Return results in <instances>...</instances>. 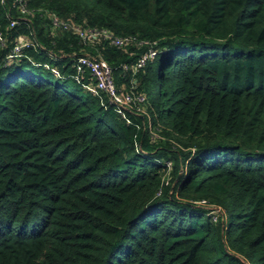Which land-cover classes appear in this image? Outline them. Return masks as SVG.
<instances>
[{"label": "trees", "instance_id": "1", "mask_svg": "<svg viewBox=\"0 0 264 264\" xmlns=\"http://www.w3.org/2000/svg\"><path fill=\"white\" fill-rule=\"evenodd\" d=\"M25 1L11 29L0 8L44 47L0 48V264H264V0ZM46 9L156 55L132 75L147 45L54 34ZM82 53L143 94L129 123L67 77Z\"/></svg>", "mask_w": 264, "mask_h": 264}, {"label": "built area", "instance_id": "2", "mask_svg": "<svg viewBox=\"0 0 264 264\" xmlns=\"http://www.w3.org/2000/svg\"><path fill=\"white\" fill-rule=\"evenodd\" d=\"M0 8L5 11L6 17L9 19V24L6 29H11L20 23H30V17L34 12L27 8L25 0H0ZM49 21V26L52 32H68L75 35L79 40L86 45H93L101 40L119 48L125 49L130 44L147 45L148 48L131 64H122L123 70H130L134 75L140 68L144 66L146 61L152 60L156 55V50L153 48V42L146 40L139 41L133 36H117L105 28H90L77 23L71 18H62L55 12L44 10L41 14ZM8 41L12 43L6 36V32L0 29V48L7 45ZM33 49L36 52L44 51L32 30L28 34H18L12 43V48L5 56V62H11L13 59L25 57L26 49ZM55 60H61L62 57L53 55ZM30 61L31 59L28 58ZM73 72L67 77L72 78L78 84L88 91L93 96L97 97L100 104L105 109H112L117 112L126 122H130L127 113L138 114L143 111L141 103L144 100L143 94L137 92L136 84H132L130 88L124 92L116 86L113 80V70L106 60L91 56L86 53L71 57ZM34 63V62H32ZM36 65V63H34ZM39 65L49 69L55 76L62 77L56 66H51L48 63H40ZM85 75H89L91 80L84 81ZM169 171L170 162H166ZM168 180H165L167 184ZM195 204L207 209V214L216 221L218 216L222 215V209L214 205H209L206 200L195 201Z\"/></svg>", "mask_w": 264, "mask_h": 264}, {"label": "rangeland", "instance_id": "3", "mask_svg": "<svg viewBox=\"0 0 264 264\" xmlns=\"http://www.w3.org/2000/svg\"><path fill=\"white\" fill-rule=\"evenodd\" d=\"M52 81H55L53 78L51 79Z\"/></svg>", "mask_w": 264, "mask_h": 264}]
</instances>
